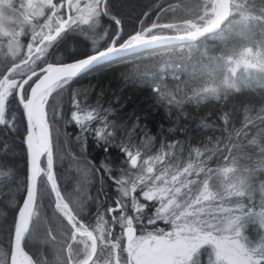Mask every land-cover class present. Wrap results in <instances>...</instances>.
Listing matches in <instances>:
<instances>
[{
  "label": "snow or ice",
  "instance_id": "obj_1",
  "mask_svg": "<svg viewBox=\"0 0 264 264\" xmlns=\"http://www.w3.org/2000/svg\"><path fill=\"white\" fill-rule=\"evenodd\" d=\"M27 8L42 20L35 26L39 31L27 35L23 64L10 57L9 66L0 71V126H14V118L7 113L9 99L15 96L26 122L27 150L26 184L21 185L25 189L23 202L10 240H0V247L7 249L6 264H22L19 252L29 264H38L25 240L32 234L33 217L39 218L36 205L44 199L40 196L42 182H47L57 215L73 233L86 222L95 226L103 221L100 235L106 242L93 254L96 264H205V255L207 264H264V172L253 177L257 183H233L234 172L239 170L243 175V169L232 167L236 158L228 150L215 161L220 149L189 146L185 151L188 140L171 139L166 143L163 138L151 137L138 118L131 125L117 123L114 106L120 98L115 97L105 108L103 88L92 104L80 99L79 92L72 95L74 82L83 73L142 52L156 43V38L144 39L139 26L136 32L125 33L122 21L112 17L116 27L106 29L111 36L105 34L102 41H97L95 29L100 17L109 14L108 0H28ZM74 26L89 39L88 53L50 59L49 50ZM18 66L26 70L17 72ZM65 96H71L73 103L65 119L78 126L76 139L82 147L87 145L82 134H92L97 143L118 147L125 155L116 168L107 158L99 167L87 158L82 161L94 174L103 172L112 181L115 198L108 197L111 203L90 197L83 185L66 195L58 183L55 161L63 156L58 153L54 160L53 133L59 135L57 117ZM166 131L174 136L183 129L170 127ZM213 161L215 168L211 166ZM13 175V170L0 162V180ZM100 191H104L103 183ZM69 196L81 209L79 213L73 209L75 227L65 215V210L73 207ZM89 204L95 205L94 216H88ZM3 215L0 210V219ZM250 227L255 235L249 233Z\"/></svg>",
  "mask_w": 264,
  "mask_h": 264
},
{
  "label": "trees",
  "instance_id": "obj_2",
  "mask_svg": "<svg viewBox=\"0 0 264 264\" xmlns=\"http://www.w3.org/2000/svg\"><path fill=\"white\" fill-rule=\"evenodd\" d=\"M108 12L97 22V41H102L105 34L111 36L106 29H115L112 17L122 21L125 33L136 32L139 26V32L145 35L182 32L189 21L202 25L207 19L208 1L108 0ZM16 38L0 32V71L9 66L10 57L18 65L25 60L7 51L9 41ZM89 48L90 41L81 28L72 27L49 50V58L67 59L69 53L82 55ZM25 70L23 66L17 67V72ZM101 88L105 108L115 97L120 98L114 106L115 122L131 125L138 118L151 137L163 138L166 143H171V139L188 140L185 151L189 146L220 149L215 161L223 150H228L236 158L232 167L239 165L243 169V175L237 170L231 181L257 183L253 177L264 172V0H230L229 16L220 28L194 42L157 47L121 62L102 63L77 78L72 95L79 92L80 99L92 104ZM71 110L72 98L65 96L57 117L59 135L53 133L54 160L58 153L63 156L55 161L58 183L66 195L74 194L83 185L90 197L111 203L108 197L115 198L112 181L103 172L94 174L82 161L87 158L99 167L107 158L116 168L122 165L125 155L118 147L97 143L92 134H82L87 140L86 147H82L76 139L78 126L65 119ZM7 114L14 118V126H0V162L10 167L14 175L0 180V210L4 213L0 219V240L6 241L11 238L24 195L21 185L26 184L25 121L15 96L9 99ZM170 127L183 132L169 136L166 130ZM129 132L134 135L132 129ZM215 161L211 162L213 168L217 166ZM101 183L104 191H100ZM40 196L44 199L36 205L39 218L33 217L32 234L25 240L27 250L38 264H80L87 256L88 240L73 234L57 215L46 182H42ZM69 200L72 215L73 209L79 213L80 206L71 196ZM91 215H95L94 204L88 206V216ZM102 223L101 220L95 226L87 222L82 225L95 236L94 253L106 242L101 240ZM249 233L255 235V229L250 227ZM6 259L7 249L0 247V264H6ZM203 260L207 264V255ZM89 262L96 264L92 258Z\"/></svg>",
  "mask_w": 264,
  "mask_h": 264
},
{
  "label": "rangeland",
  "instance_id": "obj_3",
  "mask_svg": "<svg viewBox=\"0 0 264 264\" xmlns=\"http://www.w3.org/2000/svg\"><path fill=\"white\" fill-rule=\"evenodd\" d=\"M207 1H208V14L206 16L207 19L205 23L202 25H198V24H194L191 21L186 22L187 28L184 29V31L182 32L193 30L194 28H198V27H203L216 16L217 14L216 0H207ZM27 2L28 0H0V32L5 35L18 36V38H16L15 40L9 41V43L7 44V51L13 57L20 59H25L27 55L25 43L28 42L26 40L28 33L32 31H39V28L35 26L38 24V22L42 23V20L31 14V10L27 8ZM143 28L144 27H142L141 29ZM26 29L27 32L25 31ZM139 34L141 36H151V35H145L144 33H142V31L139 32ZM65 209H67V206H65ZM65 215L71 219V223H73L75 227L76 219L72 215L71 210L70 209L65 210ZM87 230L89 229H86L82 225H80V227L77 228V231L79 233L77 232L73 233V234L82 235L84 236V238L88 240L86 258L90 255L92 251V243H90L92 242V240L88 235H86ZM90 233L94 236V234L91 231Z\"/></svg>",
  "mask_w": 264,
  "mask_h": 264
},
{
  "label": "water",
  "instance_id": "obj_4",
  "mask_svg": "<svg viewBox=\"0 0 264 264\" xmlns=\"http://www.w3.org/2000/svg\"><path fill=\"white\" fill-rule=\"evenodd\" d=\"M216 3H217V14H216V16L208 24H206L203 27L194 28L193 30H189V31H185V32L154 34L151 36H142L144 39L149 40V41H151L153 37H155L157 40L156 43L149 44V46L146 50H150V49L157 48V47L170 46V45L179 44V43L194 42L197 39H199V38H201V37H203L209 33L217 31L229 16L230 0H216ZM94 67H96V66H94ZM18 102H19V100H18ZM21 108H22V106H21ZM22 112H23V109H22ZM25 134H26V122H25ZM23 142H24V140H23ZM24 146H25V144H24ZM25 151H26V177H27V150H26V147H25ZM24 194H25V191H24ZM22 202H23V198H22L21 204H22ZM27 223H28V220L26 218L25 219V226L26 227H27ZM76 232L79 233L77 230H76ZM86 235H88L90 237V239L92 240V251H91L90 255L80 264H87L90 261V259L92 258L93 253L95 251V246H96L95 236H93L89 230H87ZM21 253H23V252L18 253L19 257L21 255Z\"/></svg>",
  "mask_w": 264,
  "mask_h": 264
},
{
  "label": "bare ground",
  "instance_id": "obj_5",
  "mask_svg": "<svg viewBox=\"0 0 264 264\" xmlns=\"http://www.w3.org/2000/svg\"><path fill=\"white\" fill-rule=\"evenodd\" d=\"M20 259H21V261H22V264H29L28 259L24 256L23 253H21V255H20Z\"/></svg>",
  "mask_w": 264,
  "mask_h": 264
},
{
  "label": "flooded vegetation",
  "instance_id": "obj_6",
  "mask_svg": "<svg viewBox=\"0 0 264 264\" xmlns=\"http://www.w3.org/2000/svg\"><path fill=\"white\" fill-rule=\"evenodd\" d=\"M101 10H102V9H101ZM107 17H111V16L107 15ZM74 28H75V26H74ZM97 37H98V36H95L96 39H97Z\"/></svg>",
  "mask_w": 264,
  "mask_h": 264
}]
</instances>
